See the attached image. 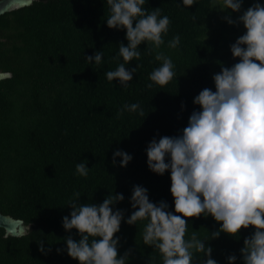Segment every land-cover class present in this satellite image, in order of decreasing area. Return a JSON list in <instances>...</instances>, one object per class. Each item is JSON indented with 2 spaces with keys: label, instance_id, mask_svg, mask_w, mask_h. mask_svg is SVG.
<instances>
[{
  "label": "trees",
  "instance_id": "obj_1",
  "mask_svg": "<svg viewBox=\"0 0 264 264\" xmlns=\"http://www.w3.org/2000/svg\"><path fill=\"white\" fill-rule=\"evenodd\" d=\"M256 2L264 0H242L239 12ZM108 7L106 0H35L0 14V71L11 73L0 79V213L23 220L30 231L6 236L0 227V264H78L67 254L64 240H78L79 234L62 226L76 192L79 203L97 205L111 192L123 193L124 199L113 206L124 214L114 233L117 256L127 253V264H162L159 251L143 243L145 221L125 222L134 211L132 189L145 187L150 201H164L174 211L170 173L158 175L148 168L146 147L153 137L177 135L187 125L191 112L199 110L194 97L205 87L214 91L213 75L221 65L234 64L227 58L233 42L223 25L209 34L216 13L210 0L187 7L181 0H146L145 7H160L170 24L159 49L138 46L141 56L126 65L129 70L138 65L137 70L122 86L104 75L123 62L112 57L118 45L127 44L124 29L107 26ZM177 34L180 43L169 48L167 42ZM101 49L99 65L85 63L86 56ZM156 51L174 63L175 76L163 86L149 80L160 64ZM133 102L144 108V117L127 110L117 115ZM116 149L131 154L126 166L119 165V157L112 163ZM80 161L90 169L87 176L75 171ZM187 220L185 238L198 230L204 239L220 227L211 216ZM254 231L250 225L235 236L221 232L209 239L211 258L228 264L227 257L235 255L233 264H243L240 249Z\"/></svg>",
  "mask_w": 264,
  "mask_h": 264
},
{
  "label": "clouds",
  "instance_id": "obj_2",
  "mask_svg": "<svg viewBox=\"0 0 264 264\" xmlns=\"http://www.w3.org/2000/svg\"><path fill=\"white\" fill-rule=\"evenodd\" d=\"M109 15L105 19L109 28L124 29L127 44L118 45L113 60L122 59L114 70L104 73L111 82L117 80L126 86L136 68L126 65L141 56L139 45L150 44L159 49L164 44L163 35L170 24L167 15L160 14V7L147 9L146 0H106ZM185 7L196 0H181ZM242 0H210L211 9L226 13L239 12ZM229 24H242L244 32L230 45L232 57L239 58L232 66L221 65L212 77L215 90L205 87L193 99L199 110H193L187 125L177 135L153 139L146 147L147 166L162 175L170 173L169 192L174 211L167 210L166 202L149 200L147 189L133 186L130 203L134 211L127 217V224L145 221L142 240L158 250L162 264H217L211 258L212 248L206 244L221 232L235 236L239 229H255L246 237L240 249L243 264H264V3L249 6L236 20L226 15ZM180 43L177 34L167 42L169 48ZM103 50L85 57V63L99 65ZM160 64L149 73V80L166 85L175 76L170 56L156 51ZM11 73L0 71V79ZM153 83L146 86L151 88ZM183 108V105H182ZM125 110L144 115L138 102L124 104L117 112ZM126 166L131 154L116 149L112 163ZM167 158V159H166ZM80 176H87L90 169L86 161L75 165ZM80 193H74L68 205L69 215L62 217V226L75 229L79 239L71 236L64 240L67 254L78 264H127L128 255L118 257L119 237L123 211L113 208L124 199L123 193H109L100 204L79 203ZM211 216L220 227L201 239L198 230H188L189 217ZM29 231V225L26 229ZM39 250L44 251L43 243ZM59 251V249H58ZM199 254V255H197ZM206 257L202 262L198 258ZM237 259L227 257L228 264Z\"/></svg>",
  "mask_w": 264,
  "mask_h": 264
},
{
  "label": "water",
  "instance_id": "obj_3",
  "mask_svg": "<svg viewBox=\"0 0 264 264\" xmlns=\"http://www.w3.org/2000/svg\"><path fill=\"white\" fill-rule=\"evenodd\" d=\"M33 1L35 0H0V14L28 6ZM0 227L4 229L6 236L18 237L26 233L28 226L21 219H15L0 213Z\"/></svg>",
  "mask_w": 264,
  "mask_h": 264
},
{
  "label": "rangeland",
  "instance_id": "obj_4",
  "mask_svg": "<svg viewBox=\"0 0 264 264\" xmlns=\"http://www.w3.org/2000/svg\"><path fill=\"white\" fill-rule=\"evenodd\" d=\"M216 9V13L214 14L213 16V21L211 22L210 24V30H209V34H213L215 32V30L217 28H220L222 30V25L223 27H227L228 28V34L227 36L232 40V42L234 43L235 40L243 34L244 32V28H243V25L242 24H236V23H233V24H229L227 23V20L225 19L226 17V14L224 11H220L218 8H215ZM242 14L241 12H236L234 15L230 16L231 19H233L234 21L236 20V18ZM222 19H225V23H222ZM227 58L232 61L233 63H236L238 62V59L239 58H234L232 57V54L230 52V48H229V51L227 52Z\"/></svg>",
  "mask_w": 264,
  "mask_h": 264
}]
</instances>
